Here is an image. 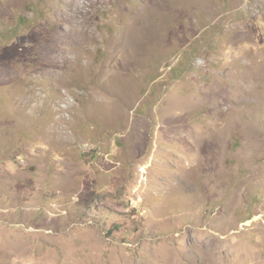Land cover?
Wrapping results in <instances>:
<instances>
[{
    "label": "rangeland",
    "instance_id": "1",
    "mask_svg": "<svg viewBox=\"0 0 264 264\" xmlns=\"http://www.w3.org/2000/svg\"><path fill=\"white\" fill-rule=\"evenodd\" d=\"M259 94L255 0H0V264H264Z\"/></svg>",
    "mask_w": 264,
    "mask_h": 264
},
{
    "label": "bare ground",
    "instance_id": "2",
    "mask_svg": "<svg viewBox=\"0 0 264 264\" xmlns=\"http://www.w3.org/2000/svg\"><path fill=\"white\" fill-rule=\"evenodd\" d=\"M255 3L256 4H260L261 6L263 5L264 6V0H255ZM261 93V92H260ZM257 94V93H256ZM256 94H254L255 96H256ZM209 95V94H208ZM259 98H264V94H259V95H257V98L256 99H259ZM256 99H254V100H256ZM264 103V102H263ZM211 137V136H210ZM209 137V140L211 139ZM206 141H207V139H206ZM211 141V140H210ZM194 173H192V171L190 172V171H188V174H187V176L189 177V179L190 180H192L193 178H194ZM213 245V244H212ZM208 248V247H207ZM243 258V257H242ZM251 258V257H250ZM211 259V258H210ZM249 261V260H248ZM215 262H216V260H215ZM248 263V262H247ZM246 263V261L245 260H242V261H240V264H247ZM249 264V263H248ZM251 264V263H250ZM252 264H257V263H252Z\"/></svg>",
    "mask_w": 264,
    "mask_h": 264
}]
</instances>
